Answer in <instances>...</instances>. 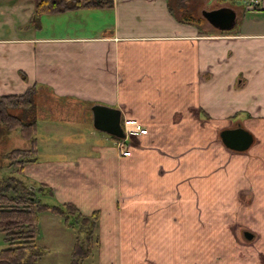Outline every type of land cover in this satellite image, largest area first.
I'll use <instances>...</instances> for the list:
<instances>
[{"label":"crops","instance_id":"obj_1","mask_svg":"<svg viewBox=\"0 0 264 264\" xmlns=\"http://www.w3.org/2000/svg\"><path fill=\"white\" fill-rule=\"evenodd\" d=\"M254 1L264 10V0ZM245 6L256 11L252 2ZM32 10L30 0H0V96L34 87L35 96L40 91L73 107L64 106L58 116L36 112L35 161L24 164L21 174L2 165L0 175L12 172L16 179H31L24 178L29 187L32 181L47 186L50 196L39 198H53L49 205H55L69 203L64 190L74 186L81 165L101 161L93 205L85 212L73 204L82 216L96 213V264H264L263 15H252L259 21L242 15L233 30L236 15L230 31L206 32L194 22H179L166 0H113L105 11L43 15L37 24ZM95 105L119 111L123 140L104 134L99 157L77 156L76 165L75 159L38 158L37 132L66 127L94 137ZM132 123L146 133L127 134ZM236 127L253 137L244 153L216 140L220 130ZM164 132L183 136L160 145L158 133ZM179 146L174 154L171 149ZM119 147L139 148L121 157ZM160 153L175 158L166 166L188 165L165 193L157 192L158 182L172 175L149 170ZM244 208L263 214L258 226L247 229L252 246L244 243L236 214ZM165 212L175 216L169 213L164 222ZM220 212L224 218L213 215ZM53 216L48 220L57 223ZM1 240L0 234V249Z\"/></svg>","mask_w":264,"mask_h":264},{"label":"trees","instance_id":"obj_2","mask_svg":"<svg viewBox=\"0 0 264 264\" xmlns=\"http://www.w3.org/2000/svg\"><path fill=\"white\" fill-rule=\"evenodd\" d=\"M30 1L33 3L31 18L34 20V24H37V19L43 15L62 14L84 9L106 10L111 8L113 2V0ZM188 1L190 0H166V8L179 22H194L197 29H200L199 24H205L200 15L193 16V18L185 15L187 11L191 12L187 6ZM209 28L211 27L209 26ZM22 78L25 80V77L22 76ZM34 90V87H31L21 95L0 96V135L1 133L7 135L17 130L19 137L26 143L25 148L11 150L2 156L5 160L3 168H15L14 173L17 174H21L24 164L35 161L36 107L33 98ZM109 138L119 140L113 137ZM217 139L219 141L218 136ZM35 193L49 195L51 191L43 184L29 187L21 179L12 176V172L0 175V234L4 244L0 249V264H37L41 252L34 242L39 211L49 212L60 217L66 226L70 227L73 224L77 226L78 230L75 231L77 236L71 247L69 264H80L93 249L97 248L96 213L82 216L71 203L41 204L35 197Z\"/></svg>","mask_w":264,"mask_h":264},{"label":"rangeland","instance_id":"obj_3","mask_svg":"<svg viewBox=\"0 0 264 264\" xmlns=\"http://www.w3.org/2000/svg\"><path fill=\"white\" fill-rule=\"evenodd\" d=\"M259 2V0H257ZM248 4V0H190L187 3L188 8L192 11L193 16H199L201 10H211L216 9L219 7H227L230 8L235 12L238 16L237 24L234 27L233 30L237 29L239 20L242 15L248 17L246 18L248 21L250 18L255 19L256 21H259L261 17L258 16H252L253 14H261L263 15L262 18H264V10L263 7L260 5L259 7L255 8L256 11H247V8H245ZM245 8V9H244ZM261 8V9H260ZM105 11V10H104ZM104 11H100L101 13H104ZM177 13V12H176ZM178 14V13H177ZM185 15H191L190 12H186ZM64 17V16H63ZM95 20H103L102 18H97ZM70 22H73L74 19L72 16L69 18ZM205 22V21H204ZM260 24V23H259ZM262 26V29L264 28V25L260 24ZM259 27H256L257 29H260ZM200 30H204L206 32H214L209 26L204 23L199 24ZM77 29L76 24L74 26L70 27L68 32L72 33ZM261 29V30H262ZM260 31V30H259ZM4 31L2 34L5 35ZM23 32H19V36H23ZM38 95V96H37ZM34 100H35V107L36 112L40 113V115H54L58 116L61 115V112L64 110L65 107H69L64 105V103H57L54 100L49 99L48 97L44 96L43 93L40 91L37 92L36 96L34 94ZM73 107V106H71ZM53 116V117H54ZM89 118V117H87ZM90 124V121H88ZM90 126L87 127V129H91ZM160 136L157 138V141L160 145L175 142L178 140L180 136H183V133H172V132H164V133H158ZM179 134V135H178ZM189 134V133H186ZM194 134V133H191ZM202 135V137L206 136L209 137V135L205 132L199 133ZM90 135V134H89ZM149 135L144 136L143 138L149 137ZM36 137L38 139V158L44 159V160H50L58 162L63 159H75L77 156L80 157H92L97 156L99 157L98 149H101L105 142L104 140H107V137L104 136L102 133L94 132V137H89L87 131H74V130H66V127H62L60 129H55L53 132H44L36 133ZM217 140V138H216ZM156 144V143H155ZM26 147L25 141H23L18 134L17 130L12 131L11 133L5 135L4 133H1L0 135V167L4 165L5 160L2 157L3 155H6L9 151L15 150V149H23ZM96 147V148H94ZM167 147V146H166ZM139 147H131L129 150L130 153L138 149ZM145 149H152L155 152L158 153V150L155 149V146H145ZM180 148H172V152L174 154L177 153V150ZM158 159L160 160L159 163H155L153 166V169L149 170H156L157 172L164 171L168 172L171 177H169L166 181L162 180L158 182L157 192H169L171 190L170 188H174V184L177 183L176 180V172L177 174H181L185 171H187L188 165L180 166L179 170L176 169V164H171L169 166H166L168 164V161H174V159L165 158L164 156L160 155L158 156ZM78 159H75L74 165H76ZM163 162V163H161ZM10 171V170H9ZM102 173V162H91L87 165H81L79 170L76 171V176L73 177V183L74 186L70 187L69 189L64 190V199L68 200L67 202L71 204L78 205L83 208L85 212H88V209L93 205V194L92 191V185L97 182V176H99ZM22 178V177H21ZM26 178V177H24ZM22 178L23 182L27 184L26 180ZM28 181L31 179L26 178ZM149 184H152V181L148 182V188ZM12 186H14L13 183H11ZM36 184L32 181L30 183V186H35ZM29 186V185H28ZM149 189H152L149 188ZM163 189V190H162ZM155 193V191H154ZM39 193H35V197L38 198L39 202L41 204H54L55 201L52 198H39L41 195H38ZM46 195V194H45ZM157 195V194H156ZM50 196V195H49ZM155 197V194L153 195ZM156 197H161V195H157ZM64 204V203H63ZM93 209L92 211H94ZM41 213V214H39ZM38 215V222H37V233L35 237L34 245L40 250L41 254L38 258L37 264H69L70 262V253H71V247L74 244L75 237L77 236L75 234V231L78 230L77 226L73 224L72 226H66L64 223V220L56 215L49 214L48 212H40ZM169 213L173 215L171 212H165L163 213V219L165 222V219L169 217ZM264 213V211H263ZM223 214L224 212L220 213H214L213 215L220 216L219 218H224ZM238 215V221L240 223L242 222V231H248L250 230V227L255 228V226H258L260 223L258 221H261L263 218L261 213H258L255 209H249L244 208L243 212L236 213ZM55 217V222H50L48 220L49 217ZM89 216V213H88ZM175 216V214L173 215ZM228 220L230 217H228ZM72 222V221H70ZM175 221H172V224ZM252 242V241H251ZM251 242H244L245 244H250V246L253 245ZM245 253L248 252V250L244 251ZM80 264H96V256L94 255V252L91 253L88 257L82 260Z\"/></svg>","mask_w":264,"mask_h":264},{"label":"water","instance_id":"obj_4","mask_svg":"<svg viewBox=\"0 0 264 264\" xmlns=\"http://www.w3.org/2000/svg\"><path fill=\"white\" fill-rule=\"evenodd\" d=\"M200 16L214 30L228 32L235 24L236 14L227 7H219L211 10H201ZM91 123L96 132L105 134L119 140L125 135L119 124L120 113L118 110L102 106H92ZM221 145L228 151L244 153L253 144L252 135L241 127L225 128L217 133ZM241 237L244 242H251L253 235L249 231H242Z\"/></svg>","mask_w":264,"mask_h":264},{"label":"built area","instance_id":"obj_5","mask_svg":"<svg viewBox=\"0 0 264 264\" xmlns=\"http://www.w3.org/2000/svg\"><path fill=\"white\" fill-rule=\"evenodd\" d=\"M250 2H252V6L251 8L254 10L255 8L259 7L258 4L253 0H248V4H250ZM133 124V130L132 131H127V134H139V135H143L146 133V131L141 130L140 127L134 123ZM119 154L121 157H128L130 155V151L129 150H125L124 147H119Z\"/></svg>","mask_w":264,"mask_h":264}]
</instances>
